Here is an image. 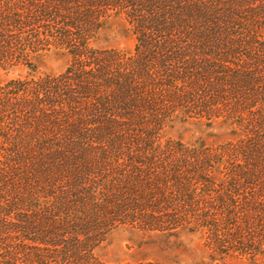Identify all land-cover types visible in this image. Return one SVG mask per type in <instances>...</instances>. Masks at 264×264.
Instances as JSON below:
<instances>
[{"label":"trees","instance_id":"obj_1","mask_svg":"<svg viewBox=\"0 0 264 264\" xmlns=\"http://www.w3.org/2000/svg\"><path fill=\"white\" fill-rule=\"evenodd\" d=\"M115 21L130 51L94 45ZM51 52L64 69L37 72ZM15 63L27 76L0 88V119L14 117L9 132L0 120V236L93 251L131 222L264 256V0H0V68ZM182 124L225 139L166 136Z\"/></svg>","mask_w":264,"mask_h":264},{"label":"rangeland","instance_id":"obj_2","mask_svg":"<svg viewBox=\"0 0 264 264\" xmlns=\"http://www.w3.org/2000/svg\"><path fill=\"white\" fill-rule=\"evenodd\" d=\"M94 45L104 49L130 51L133 39L123 36L119 23L115 21L109 23L100 33ZM67 63V56L52 52L39 59L38 63L35 62L37 72L41 74H56L62 71ZM26 76V69L16 63L0 68V88L10 80L12 82L21 80ZM10 118L14 117L7 114L0 119L4 122L2 128H7L5 129L7 132L12 129L11 126L9 127ZM211 132L216 134L218 141L225 139L223 130L218 127L208 131L198 124L176 125L167 132L166 136L179 139L186 144L199 143L202 140L209 146L214 144ZM165 208H158V211L166 212ZM184 208L178 204L170 207L173 214ZM21 236L10 230L2 233L0 264H264V256H258L255 261H250L243 256L232 254L229 249L224 251L226 255L217 256L212 249L202 243L199 234L181 232L173 235L166 227L145 228L131 222L116 225L104 235L103 241L99 242L93 251L84 247H66L65 244L54 247L25 243ZM33 237L30 235V238ZM69 250L78 253L69 256L67 254ZM81 251L82 253L79 254Z\"/></svg>","mask_w":264,"mask_h":264}]
</instances>
